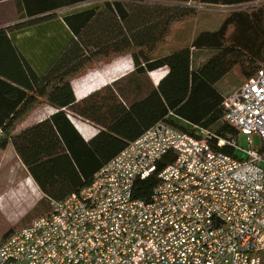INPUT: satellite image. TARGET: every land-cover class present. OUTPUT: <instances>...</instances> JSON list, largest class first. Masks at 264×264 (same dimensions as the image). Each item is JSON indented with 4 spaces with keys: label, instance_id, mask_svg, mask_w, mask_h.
I'll return each mask as SVG.
<instances>
[{
    "label": "trees",
    "instance_id": "trees-1",
    "mask_svg": "<svg viewBox=\"0 0 264 264\" xmlns=\"http://www.w3.org/2000/svg\"><path fill=\"white\" fill-rule=\"evenodd\" d=\"M84 1L25 0L29 13V2L40 6L33 13H46ZM259 1L103 0L62 18L70 31L67 47L52 63V50L43 48L49 65L42 71L16 45L12 29H0V151L14 147L51 208L52 202L90 186L103 167L161 121L194 135L193 126H200L219 138L236 137V129L224 121L228 95L221 84L235 70L247 80L264 69V5L243 9ZM189 4L236 10L218 29L165 50L182 26L198 22L201 11ZM60 40L62 45L64 38ZM207 51L211 55L198 62ZM125 55L131 56L138 75L167 69L146 97L128 104L111 85L77 97V77L104 59ZM46 105L56 111L20 130ZM70 113L97 126V134L86 140ZM212 145L218 149L217 141ZM219 150L234 155L229 146ZM173 160L166 157L157 173L138 180L134 198L150 200L160 183L158 173ZM14 234L7 233L0 245ZM262 259L264 264V254Z\"/></svg>",
    "mask_w": 264,
    "mask_h": 264
},
{
    "label": "built area",
    "instance_id": "built-area-1",
    "mask_svg": "<svg viewBox=\"0 0 264 264\" xmlns=\"http://www.w3.org/2000/svg\"><path fill=\"white\" fill-rule=\"evenodd\" d=\"M223 110L236 137L159 122L90 186L52 202L48 215L0 245V264H263L264 69L228 95ZM171 155L150 200L135 199V183Z\"/></svg>",
    "mask_w": 264,
    "mask_h": 264
},
{
    "label": "rangeland",
    "instance_id": "rangeland-1",
    "mask_svg": "<svg viewBox=\"0 0 264 264\" xmlns=\"http://www.w3.org/2000/svg\"><path fill=\"white\" fill-rule=\"evenodd\" d=\"M190 5L198 9L200 7V5ZM199 10L201 12L198 22L180 28L174 38L170 40L169 47L165 50L171 51L178 48L179 42L182 39L186 41L185 38L189 37L191 30H197L198 33L201 30L218 28L223 19L231 13L228 8H217L208 5L203 6V10ZM201 54L204 55L201 56L203 58H200L199 62L205 59L206 56L211 55V52L207 51ZM166 72L167 69H161L154 73L138 75L135 72L130 55L113 57L100 61L81 77H77L74 81V89L79 97L99 87V90H101L111 85L123 101L131 104L146 97L158 85L159 80ZM245 81L239 71L235 70L221 84V90L225 94H229L236 86L238 87ZM43 110L45 114L49 111L46 106L43 107ZM70 115L73 122L78 124L86 134L94 135L98 132V127L94 124L71 113ZM246 143V139L241 138L243 149L247 148ZM255 146H260L257 137L255 138ZM237 156L244 158V155L240 152L237 153ZM50 211V201L45 198L20 159L10 151L3 155L0 153V241L7 233L20 231L31 225L38 217L48 215Z\"/></svg>",
    "mask_w": 264,
    "mask_h": 264
},
{
    "label": "crops",
    "instance_id": "crops-1",
    "mask_svg": "<svg viewBox=\"0 0 264 264\" xmlns=\"http://www.w3.org/2000/svg\"><path fill=\"white\" fill-rule=\"evenodd\" d=\"M102 1L103 0H94V1L88 0V1L80 2V3L72 4V5L63 4L59 6L56 10L46 12V13H43V12L33 13V11H37L38 10L37 7H40V6L29 2L28 6L31 9L30 11H32L29 13L27 12V4L25 0H0V29H4V28L12 29V32H13L12 34H13L16 45H18V47L20 48L26 49L28 52V57L32 60V64L36 66L35 68L42 71L46 69V66L49 65L47 61L49 57H51L52 61L50 63H52L60 55L61 50L67 47L66 41L70 37L69 36L70 31L62 18L65 17L66 15L74 14L77 11L90 8L93 4H96ZM263 5H264V0H261L257 3L245 6L243 9L250 8V7H257V6L261 7ZM226 8L230 9L231 12L236 10V8H233V7H226ZM220 25H218V28L220 27ZM216 29L201 30L198 33H197V30H191L189 37L185 38L186 41L182 39L179 42L178 47L184 44H187V43L191 44L194 38L202 31H213ZM61 36L64 38L63 40L64 43L62 45L60 44ZM46 47L52 50V53L50 54L48 58H47L46 53L42 50L43 48H46ZM201 56H203V54H201ZM200 58H203V57H200ZM200 58L198 59V62L200 61ZM203 60L204 59H202L201 62H203ZM241 85H239L238 87H240ZM238 87L236 86V88ZM236 88H234L233 91ZM96 90L97 89L91 91L90 93ZM233 91H231L227 95H230ZM90 93H86L79 97L77 94L76 95L78 98H83ZM46 108L49 109L47 114L43 113L44 111L43 108L37 110L28 119V121L22 125L20 130H23L35 123H38L50 117V115H52L56 111L52 106H49V105H46ZM73 123L75 124L79 132L82 134V136L86 140H90L92 137H94L97 134V133L94 135H91L88 133L86 134V132L82 130L78 126V124H76L75 122ZM8 151H10L11 153H13L14 155L18 157L12 145H9L6 150L0 151V153H2L3 155Z\"/></svg>",
    "mask_w": 264,
    "mask_h": 264
}]
</instances>
